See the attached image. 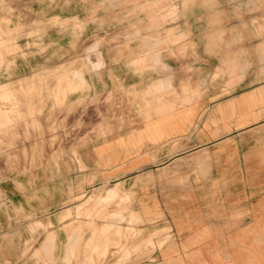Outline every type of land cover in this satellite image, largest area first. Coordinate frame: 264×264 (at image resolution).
Masks as SVG:
<instances>
[{
    "label": "crops",
    "instance_id": "obj_1",
    "mask_svg": "<svg viewBox=\"0 0 264 264\" xmlns=\"http://www.w3.org/2000/svg\"><path fill=\"white\" fill-rule=\"evenodd\" d=\"M55 1L29 0L44 14L70 4ZM172 23L193 41V49L186 55L162 50L167 72L138 73L126 61L111 67L133 70L151 102L172 87L173 98L154 103L153 111H164L140 117L126 130L124 142L89 147L82 158L93 168L119 159L112 162L117 172L96 169V181L110 176L129 187L140 179L141 200L132 212L171 232L155 245L151 260L157 264H264V37L248 39L237 29L241 21L215 25L192 8ZM166 26L171 24L142 30L141 36L161 37ZM61 75L69 85L85 83L80 68ZM12 91L0 82V97ZM2 123L7 124L0 110ZM171 140L177 147L170 152ZM20 180L24 189L12 178L0 180V264H67L70 219L61 215L71 202L55 188L62 181L38 188Z\"/></svg>",
    "mask_w": 264,
    "mask_h": 264
},
{
    "label": "rangeland",
    "instance_id": "obj_2",
    "mask_svg": "<svg viewBox=\"0 0 264 264\" xmlns=\"http://www.w3.org/2000/svg\"><path fill=\"white\" fill-rule=\"evenodd\" d=\"M191 8L208 14L215 25L241 21L237 29L248 39L264 37V0H70L45 14L29 0H0V82L13 88L0 97L7 122L0 124V180L12 178L19 189H24L20 178L38 188L62 181L55 188L71 202L61 215L70 219L67 264H157L151 260L155 245L171 232L132 212L141 200L140 179L129 187L110 176L96 181V169L117 172L112 162L119 159L93 168L81 152L122 143L140 117L164 111H153V105L173 98L174 88L151 102L148 91L138 87L141 79L134 81L130 73L162 74L169 70L162 50L171 55L192 51L193 41L172 26ZM164 22L171 26L163 36H141ZM124 61L134 71L112 69L111 63ZM74 68L85 78L76 87L61 75ZM176 141H169L170 152ZM52 237L50 232L47 238Z\"/></svg>",
    "mask_w": 264,
    "mask_h": 264
}]
</instances>
